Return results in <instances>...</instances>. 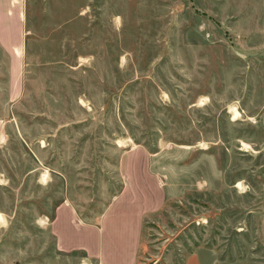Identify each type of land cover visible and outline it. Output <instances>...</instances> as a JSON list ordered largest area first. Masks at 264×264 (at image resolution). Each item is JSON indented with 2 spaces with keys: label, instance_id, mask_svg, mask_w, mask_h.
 Wrapping results in <instances>:
<instances>
[{
  "label": "rangeland",
  "instance_id": "374dc122",
  "mask_svg": "<svg viewBox=\"0 0 264 264\" xmlns=\"http://www.w3.org/2000/svg\"><path fill=\"white\" fill-rule=\"evenodd\" d=\"M0 10L20 21L15 63L0 45V264H98L58 249L62 202L107 210L76 240L108 259L135 244L111 229L129 209L139 264H264V0Z\"/></svg>",
  "mask_w": 264,
  "mask_h": 264
},
{
  "label": "crops",
  "instance_id": "0c3cea01",
  "mask_svg": "<svg viewBox=\"0 0 264 264\" xmlns=\"http://www.w3.org/2000/svg\"><path fill=\"white\" fill-rule=\"evenodd\" d=\"M1 1L4 0H0V2ZM0 19V45L11 56L12 62H14L17 58L15 50L18 43H20V37L18 35L20 23L18 11L13 10L10 12H3L0 10ZM12 24H14L15 27H13ZM132 187L134 189L129 188L128 185L125 186L120 198L128 191H135V194L130 197V201L137 199L136 194H138V189L135 186ZM134 202L135 200L131 203ZM106 212H104L98 223L88 224L79 218L75 208L71 204L68 202L60 203L56 207L54 217L49 223L51 234L57 243L58 249L65 253L83 251L89 259L97 261L98 264H139L141 255L143 254L140 251L143 232L141 217L137 215V217H132V221L128 220V215L131 212H129V209L122 211L118 220L111 221V229L115 231L119 225H123L126 227L127 234L130 231H133L131 236L133 240L132 242H135V244L132 245V249H130L127 244H124L123 248H121L120 251H117L118 253H108V259L105 257V254L103 253L104 250L102 251V247L100 245H98V251L96 252L91 250L89 246L82 241L76 240V234L79 232L78 230L84 231L82 228L86 229L85 231L94 229L101 234V222L104 219ZM61 221L63 222V230L59 227ZM129 223H132L134 227H130L131 225Z\"/></svg>",
  "mask_w": 264,
  "mask_h": 264
}]
</instances>
